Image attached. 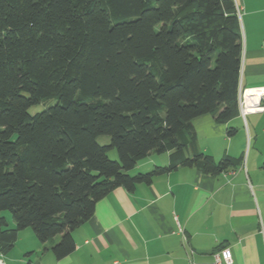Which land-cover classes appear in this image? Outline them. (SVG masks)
<instances>
[{
	"label": "trees",
	"instance_id": "trees-1",
	"mask_svg": "<svg viewBox=\"0 0 264 264\" xmlns=\"http://www.w3.org/2000/svg\"><path fill=\"white\" fill-rule=\"evenodd\" d=\"M241 50L233 0H0V254L31 228L41 244L59 237L61 259L116 187L240 166L242 155L202 152L192 120L238 114ZM151 153L169 163L130 174Z\"/></svg>",
	"mask_w": 264,
	"mask_h": 264
},
{
	"label": "crops",
	"instance_id": "crops-1",
	"mask_svg": "<svg viewBox=\"0 0 264 264\" xmlns=\"http://www.w3.org/2000/svg\"><path fill=\"white\" fill-rule=\"evenodd\" d=\"M233 2L240 9V88H262L264 0ZM192 124L202 152L215 160L242 155V164L216 176L178 166L132 191L116 187L72 231L75 248L69 255L54 256L55 237L26 246L25 256L0 254L1 263L217 264L214 255L228 249L230 264H264V110L244 116L238 111L225 124L203 114ZM229 127L236 129L233 135ZM168 163L169 153H151L130 174Z\"/></svg>",
	"mask_w": 264,
	"mask_h": 264
},
{
	"label": "rangeland",
	"instance_id": "rangeland-1",
	"mask_svg": "<svg viewBox=\"0 0 264 264\" xmlns=\"http://www.w3.org/2000/svg\"><path fill=\"white\" fill-rule=\"evenodd\" d=\"M56 102L55 98H48V99H45L41 102H39L38 104H35L33 106H31L29 109H28V113L30 115H33L35 114L36 112H39V111H42L44 110L45 108H47L48 106L54 104ZM97 142L101 145H106V144H109L110 143V138L109 136L107 135H100L97 137ZM108 157L110 159H118V156H117V152L115 149H110L108 152ZM131 172V171H130ZM1 215L6 219V222L8 224L9 227H13L15 224H14V221H13V218H12V215L10 213V211L8 210H4L1 212ZM24 231V232H22ZM22 231H19L18 234L19 236L17 237V240L14 244V247L5 255H12V256H25L23 255L24 254V251L25 250L24 248L26 246H31L32 247V243H40L38 241V239L36 238L35 234L33 233L32 229L31 228H25L24 230ZM27 231V232H25ZM26 233H32L31 237H34L30 240L28 234Z\"/></svg>",
	"mask_w": 264,
	"mask_h": 264
},
{
	"label": "built area",
	"instance_id": "built-area-1",
	"mask_svg": "<svg viewBox=\"0 0 264 264\" xmlns=\"http://www.w3.org/2000/svg\"><path fill=\"white\" fill-rule=\"evenodd\" d=\"M236 13L239 16L240 9L236 6ZM264 99V87L262 88H251V89H242L239 88L238 94V108L239 112L244 116L246 113L258 112L264 110V105L261 104V100ZM215 262L220 264L221 261H224L227 264L232 262L231 255L228 249H222L220 252H217L215 255ZM0 264L1 261H0Z\"/></svg>",
	"mask_w": 264,
	"mask_h": 264
}]
</instances>
